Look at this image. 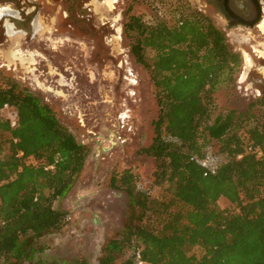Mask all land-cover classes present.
Listing matches in <instances>:
<instances>
[{
  "label": "trees",
  "instance_id": "obj_1",
  "mask_svg": "<svg viewBox=\"0 0 264 264\" xmlns=\"http://www.w3.org/2000/svg\"><path fill=\"white\" fill-rule=\"evenodd\" d=\"M131 9L123 34L157 105L151 141L140 152L155 166L151 188L138 185L129 169L111 175L109 184L126 193L129 210L97 264H131L135 251L148 264H264V95L206 122L216 91L235 88L240 54L187 0L159 6L148 18ZM4 104L14 125L1 113ZM88 153L39 94L0 76V264H58L34 261L44 246L33 240L67 224L68 212L55 202ZM208 154L219 163L204 175L196 158Z\"/></svg>",
  "mask_w": 264,
  "mask_h": 264
},
{
  "label": "rangeland",
  "instance_id": "obj_2",
  "mask_svg": "<svg viewBox=\"0 0 264 264\" xmlns=\"http://www.w3.org/2000/svg\"><path fill=\"white\" fill-rule=\"evenodd\" d=\"M39 1L34 31L26 37L13 33L0 43V76H10L39 94L89 153L70 189L55 202L68 212L67 224L34 238V246H44L34 261L66 264L84 258L97 264L103 243L120 236L129 210L126 193L109 184L111 175L129 169L138 185L151 188L155 166L153 158L140 152L151 141L157 114L154 87L124 37L126 9L132 5L130 13L148 18L175 0H164V5L159 0H90L89 20L83 24L63 17L53 1ZM187 1L201 11L198 0ZM1 4L6 3H0V12ZM226 39L242 64L235 88L222 86L216 91V108L206 122L219 111L245 110L254 99L251 82L258 79L256 71L264 70V60L246 43ZM246 71L249 77L242 81ZM193 252L200 250L195 247Z\"/></svg>",
  "mask_w": 264,
  "mask_h": 264
},
{
  "label": "flooded vegetation",
  "instance_id": "obj_3",
  "mask_svg": "<svg viewBox=\"0 0 264 264\" xmlns=\"http://www.w3.org/2000/svg\"><path fill=\"white\" fill-rule=\"evenodd\" d=\"M59 8L60 14L71 23H85L89 20L87 7L90 0H47ZM6 3L0 12V43L11 39L13 33H22L25 37L34 31L39 14V0H0ZM199 9L215 24H219L225 36H231L242 43L257 58L264 60V0H198ZM9 5V6H8ZM8 6V7H7ZM57 11V10H56ZM22 36V35H21ZM253 41V42H252ZM241 49V48H239ZM1 50V49H0ZM264 68V65L261 66ZM258 68V67H257ZM255 68V70L257 69ZM259 76L253 89L254 98L264 95V70L256 71ZM246 73L242 81L248 79ZM241 78V76H240ZM239 78V80H240ZM240 81V82H242Z\"/></svg>",
  "mask_w": 264,
  "mask_h": 264
},
{
  "label": "built area",
  "instance_id": "obj_4",
  "mask_svg": "<svg viewBox=\"0 0 264 264\" xmlns=\"http://www.w3.org/2000/svg\"><path fill=\"white\" fill-rule=\"evenodd\" d=\"M1 111L5 112V116L9 119L10 124L14 125L16 122V117L12 109L7 104H4L3 107L1 108ZM196 161L203 168V174L207 175L214 173L216 171L217 165L219 163V157L217 154H208L205 157L196 158ZM52 166L53 165H49L48 167L52 168ZM131 264H148V263L142 259L139 251H135L134 260Z\"/></svg>",
  "mask_w": 264,
  "mask_h": 264
},
{
  "label": "bare ground",
  "instance_id": "obj_5",
  "mask_svg": "<svg viewBox=\"0 0 264 264\" xmlns=\"http://www.w3.org/2000/svg\"><path fill=\"white\" fill-rule=\"evenodd\" d=\"M108 1V0H107ZM113 1V0H112ZM261 28H263L264 29V23L261 25ZM118 37V36H117ZM247 62H248V64H251V60H250V58H249V56L247 55V54H245V58H244ZM245 64V63H244ZM246 73H243V78H244V75H245ZM246 76V75H245ZM243 78H242V80H243ZM241 80V79H240Z\"/></svg>",
  "mask_w": 264,
  "mask_h": 264
}]
</instances>
